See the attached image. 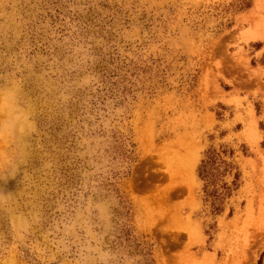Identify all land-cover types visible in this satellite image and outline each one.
Masks as SVG:
<instances>
[{"label":"rangeland","instance_id":"374dc122","mask_svg":"<svg viewBox=\"0 0 264 264\" xmlns=\"http://www.w3.org/2000/svg\"><path fill=\"white\" fill-rule=\"evenodd\" d=\"M0 264H264V0H0Z\"/></svg>","mask_w":264,"mask_h":264},{"label":"trees","instance_id":"16d2710c","mask_svg":"<svg viewBox=\"0 0 264 264\" xmlns=\"http://www.w3.org/2000/svg\"><path fill=\"white\" fill-rule=\"evenodd\" d=\"M202 172H203V173H206V172H207V165H206V164L203 165Z\"/></svg>","mask_w":264,"mask_h":264}]
</instances>
